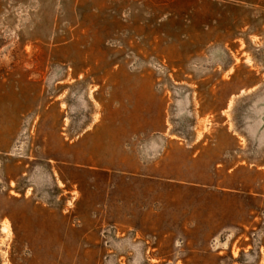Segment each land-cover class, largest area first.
I'll list each match as a JSON object with an SVG mask.
<instances>
[{"label": "rangeland", "instance_id": "obj_1", "mask_svg": "<svg viewBox=\"0 0 264 264\" xmlns=\"http://www.w3.org/2000/svg\"><path fill=\"white\" fill-rule=\"evenodd\" d=\"M0 264H264V0H0Z\"/></svg>", "mask_w": 264, "mask_h": 264}, {"label": "bare ground", "instance_id": "obj_2", "mask_svg": "<svg viewBox=\"0 0 264 264\" xmlns=\"http://www.w3.org/2000/svg\"><path fill=\"white\" fill-rule=\"evenodd\" d=\"M2 231H3V232H6V231H7V227H6V226L3 227Z\"/></svg>", "mask_w": 264, "mask_h": 264}]
</instances>
